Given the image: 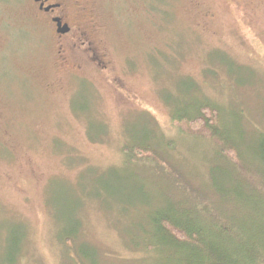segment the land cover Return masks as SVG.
Instances as JSON below:
<instances>
[{
	"label": "rangeland",
	"instance_id": "374dc122",
	"mask_svg": "<svg viewBox=\"0 0 264 264\" xmlns=\"http://www.w3.org/2000/svg\"><path fill=\"white\" fill-rule=\"evenodd\" d=\"M60 1L58 37L32 0H0V264H171L144 246L169 200L207 206L209 231L246 223L212 179L264 194V0ZM204 100L241 121L243 153L173 123Z\"/></svg>",
	"mask_w": 264,
	"mask_h": 264
},
{
	"label": "trees",
	"instance_id": "16d2710c",
	"mask_svg": "<svg viewBox=\"0 0 264 264\" xmlns=\"http://www.w3.org/2000/svg\"><path fill=\"white\" fill-rule=\"evenodd\" d=\"M222 112L204 100L184 113L172 108L171 116L178 128L188 131L190 135L210 139L218 146L221 156L232 157V152H242L240 143L231 139V133L242 129L241 121L237 123L234 116L225 112L234 130L225 128ZM227 131L230 135L225 138ZM138 155L139 152L133 157ZM251 156L254 167L262 168L259 170L264 180V138ZM246 171L249 173V169ZM225 173L231 182L235 181L226 169ZM241 182L237 181L236 187L226 189L225 184L220 181L218 184L212 179L214 197L215 192L222 199L232 197L250 210L246 215V223L233 217L232 222L228 221L230 225L216 223L215 231H209L206 225L199 224L194 217L199 211L206 212L207 206L198 205L195 209L197 213L193 214L194 211L184 206L183 202L169 200V205L156 207L155 210L153 208L147 214L154 239L146 243L145 248L155 253L169 250L172 255L170 258H174L171 264H264V194L260 196L259 193L245 191ZM259 186L264 191V181Z\"/></svg>",
	"mask_w": 264,
	"mask_h": 264
},
{
	"label": "flooded vegetation",
	"instance_id": "af4514ba",
	"mask_svg": "<svg viewBox=\"0 0 264 264\" xmlns=\"http://www.w3.org/2000/svg\"><path fill=\"white\" fill-rule=\"evenodd\" d=\"M37 17L43 16L48 22H50L54 28L58 37L64 36L72 32L73 26L65 19L69 17V11L65 8V5L60 0H32L31 4ZM68 27L69 30L65 33L59 32V28Z\"/></svg>",
	"mask_w": 264,
	"mask_h": 264
},
{
	"label": "water",
	"instance_id": "95a60500",
	"mask_svg": "<svg viewBox=\"0 0 264 264\" xmlns=\"http://www.w3.org/2000/svg\"><path fill=\"white\" fill-rule=\"evenodd\" d=\"M69 30V28L68 27H62V29L61 28H59V32H61V33H65V32H67Z\"/></svg>",
	"mask_w": 264,
	"mask_h": 264
}]
</instances>
